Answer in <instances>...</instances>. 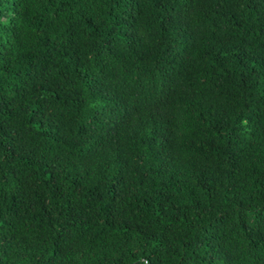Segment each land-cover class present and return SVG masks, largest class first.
Returning a JSON list of instances; mask_svg holds the SVG:
<instances>
[{"label":"trees","instance_id":"1","mask_svg":"<svg viewBox=\"0 0 264 264\" xmlns=\"http://www.w3.org/2000/svg\"><path fill=\"white\" fill-rule=\"evenodd\" d=\"M0 264H264V0H0Z\"/></svg>","mask_w":264,"mask_h":264},{"label":"rangeland","instance_id":"2","mask_svg":"<svg viewBox=\"0 0 264 264\" xmlns=\"http://www.w3.org/2000/svg\"><path fill=\"white\" fill-rule=\"evenodd\" d=\"M4 18H7V15H5V17Z\"/></svg>","mask_w":264,"mask_h":264}]
</instances>
